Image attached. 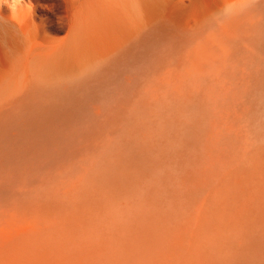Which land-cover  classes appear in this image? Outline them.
Returning <instances> with one entry per match:
<instances>
[{
    "label": "bare ground",
    "instance_id": "bare-ground-1",
    "mask_svg": "<svg viewBox=\"0 0 264 264\" xmlns=\"http://www.w3.org/2000/svg\"><path fill=\"white\" fill-rule=\"evenodd\" d=\"M259 227L264 0H0V264H184Z\"/></svg>",
    "mask_w": 264,
    "mask_h": 264
},
{
    "label": "rangeland",
    "instance_id": "rangeland-1",
    "mask_svg": "<svg viewBox=\"0 0 264 264\" xmlns=\"http://www.w3.org/2000/svg\"><path fill=\"white\" fill-rule=\"evenodd\" d=\"M246 142L243 145H245ZM206 193H202L199 196V200L202 199ZM196 200V202H199ZM201 201V200H200ZM197 204H193L191 210L196 209ZM193 225L198 227V223L195 221ZM258 230L262 232L258 233ZM227 241L229 244L225 248H221L217 243L210 244L206 247L199 246L196 248L192 246V251L187 256L184 264H264V228L259 227L256 229L253 238L250 240L249 235L246 239L241 238L238 233L225 231ZM252 238V239H253ZM253 244L256 250L250 252L249 244ZM238 248V258L234 260V251Z\"/></svg>",
    "mask_w": 264,
    "mask_h": 264
}]
</instances>
